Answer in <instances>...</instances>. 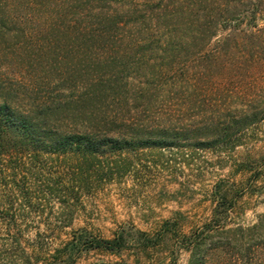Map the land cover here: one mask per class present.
Returning a JSON list of instances; mask_svg holds the SVG:
<instances>
[{
	"label": "trees",
	"instance_id": "1",
	"mask_svg": "<svg viewBox=\"0 0 264 264\" xmlns=\"http://www.w3.org/2000/svg\"><path fill=\"white\" fill-rule=\"evenodd\" d=\"M147 2L0 0V63L5 60V67L0 65L1 224L19 228L26 218L21 211L34 210L44 201L59 200L71 212L80 196L96 183L129 170L130 152L172 149L179 140L196 137L190 144L194 148H222L223 144L232 148L238 145L242 131L264 117V108L251 105L252 93L240 109L228 110L232 118L226 123L174 127L134 118L147 116L148 108L162 100L163 90L156 91L155 72L162 66L155 64V56L166 58L171 72H178L179 65H174L182 50L199 46L185 41L189 38L202 40L194 51L196 63L216 64V80L255 72L259 58L264 57V47L236 40L239 29L229 22L237 17L215 18L198 7L192 15L190 8L202 0H158L149 10L141 6ZM38 3L46 10L38 12ZM169 7L179 8L172 11ZM187 11L191 20L173 33L177 29L172 19L180 20ZM253 16L256 19L259 13ZM220 29L228 32L219 38ZM211 40H215L213 45ZM10 62L18 65L17 70L7 67ZM185 65L179 69L186 74ZM46 67L50 72L54 68L52 86L50 80L39 81L36 76L37 70ZM28 70L34 76L29 77ZM198 71L193 81L184 76L182 82L195 89L214 83L213 72ZM39 83L46 89L41 90ZM214 193L211 216L183 236L181 244L189 251V264H205L207 252L225 244L218 239L220 234L252 231L264 221L263 214L250 227L230 226L231 203L222 193L221 181L215 184ZM66 217L69 225L72 214ZM162 225L151 237L136 230L139 236L134 242L144 249L159 244L165 233L173 232L169 221ZM124 230L116 229L109 238L72 231L45 264H73L84 250L121 251L130 237ZM4 261L0 254V264Z\"/></svg>",
	"mask_w": 264,
	"mask_h": 264
},
{
	"label": "rangeland",
	"instance_id": "2",
	"mask_svg": "<svg viewBox=\"0 0 264 264\" xmlns=\"http://www.w3.org/2000/svg\"><path fill=\"white\" fill-rule=\"evenodd\" d=\"M147 1L141 6L149 10L158 0ZM35 8L38 12L46 10L40 3ZM177 8L169 7L172 11ZM196 8L215 18L222 15L237 17L229 22L230 27L239 29L236 40L247 45L254 41L256 48L264 47V0H202L190 8L192 15ZM190 12L182 14L180 20L172 19L177 29L173 33H177L183 22L191 20ZM254 13H259L256 19ZM226 32L228 30L220 29L219 38ZM185 41L200 46L202 40L189 38ZM214 41L211 40V45ZM199 46L183 49L174 65L180 68L186 63V74L182 68L176 73L171 72L173 67L167 65L166 58L161 60V56H155V64L162 66L160 71L155 70L156 91L163 90L162 100L148 108L147 116L134 118L149 125L159 122L174 127L211 124L219 120L226 123L232 118L228 110L240 109L252 93L251 105L264 108L263 56L259 58L255 72L234 73L230 78L223 76L216 80L219 70L216 64L196 63L199 61L194 51ZM4 61L0 63L2 67H5ZM7 67L17 70L18 65L10 62ZM199 69L213 72L215 84L195 89L182 82L185 77L193 81V75L198 76ZM50 70L47 67L37 70L36 76L39 81L50 80L52 86L56 78L54 68ZM32 74L34 76L32 70L27 71L29 77ZM39 84L41 90L45 88ZM198 139L179 140L172 149L130 152L129 170L121 176L114 175L110 180L96 183L89 193L80 196L71 212L62 207L59 200L44 201L34 210L21 211L26 218L21 220L19 228L0 223L3 264H45L47 260L51 261L54 250L68 240L72 231L83 230L92 236L109 238L120 228L130 233L128 245L123 250L113 253L84 250L73 264H189V251L181 244L183 236L211 216L216 198L215 184L220 181L222 193L231 203L227 216L229 225L250 227L258 223L264 214V117H259L255 124L240 133L235 147L230 148L228 144L207 149L190 146ZM71 214L73 220L67 225L66 216ZM165 221H169L173 232L165 233L159 244L144 249L134 242L139 236L136 230L145 232L148 237L155 236ZM230 235L217 236L225 244L209 250L205 264H264V221L257 229L231 235V242L227 243L226 238Z\"/></svg>",
	"mask_w": 264,
	"mask_h": 264
}]
</instances>
